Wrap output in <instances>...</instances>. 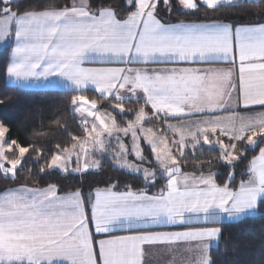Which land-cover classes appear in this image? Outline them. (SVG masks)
Here are the masks:
<instances>
[{"label": "crops", "instance_id": "0c3cea01", "mask_svg": "<svg viewBox=\"0 0 264 264\" xmlns=\"http://www.w3.org/2000/svg\"><path fill=\"white\" fill-rule=\"evenodd\" d=\"M222 3H225L224 0H221ZM168 7L159 5L156 14L169 25L217 20L230 22L210 16L201 19L175 18L169 15ZM175 8L179 12H190L177 5ZM111 9L91 10L85 0H73L68 7L60 9L20 14L10 12L13 30L0 43L1 49L11 42L6 83L33 90H90L118 101L141 99L151 110L144 113L163 119L166 131L167 124L176 128L191 125L198 131V138L205 136L208 141L212 135L227 141V136L221 135L219 127L224 128L229 113H264V92L246 96L254 102V106L240 108V98L238 92L232 90L231 81L208 79L209 70L231 69L233 65L223 63L215 55L204 56L205 62L202 63L199 45L184 46L175 41L145 43L140 39L139 30L133 28L136 38H132V33H126V41L117 46L108 42L102 48L90 46L78 54L68 48L58 49L61 36L70 31L87 33L91 30L92 36L77 41L78 44L90 43L97 30L103 28L104 22L117 18L124 21L128 16L113 15L109 11ZM230 23L233 26H257L264 25V20ZM100 35L103 36L104 32L100 31ZM189 60L192 62L188 63ZM200 73L205 74L203 82L198 79ZM217 83L223 89L222 93L215 86ZM165 85H178L176 94L160 91V87ZM100 109L97 103L96 115ZM96 115L84 120L85 134L77 141L98 134L104 137L101 139L104 140V148L116 158L114 152L119 150V143H129L135 129L130 127L131 123L118 127L114 118ZM213 128H217L215 133ZM118 131H125V134ZM261 148L264 145L250 158L246 177L235 186L219 185L212 172L181 171L163 178L155 189L115 188L118 193L131 191L139 196L138 204L144 205L145 210L159 213L164 226L139 227L143 221L126 219L125 213L129 209L123 203L115 218L101 219L97 214L99 224L102 228L107 227L110 237L129 232H187L190 235L176 244H145L144 264H209V248L219 239V225L253 216L258 202L264 200V154H261ZM95 155L93 153V157ZM105 188H95L86 200L82 196L83 202L79 191L59 193L53 186L34 188L18 185L1 190L0 264H82L83 257L71 240L85 231L83 209L93 204L94 191ZM217 188L236 193L243 191L246 195L225 197L222 203L213 195ZM168 212L185 223L167 225ZM147 220L145 216L144 221ZM92 234L96 240L107 238L103 232L95 233L94 227Z\"/></svg>", "mask_w": 264, "mask_h": 264}, {"label": "trees", "instance_id": "16d2710c", "mask_svg": "<svg viewBox=\"0 0 264 264\" xmlns=\"http://www.w3.org/2000/svg\"><path fill=\"white\" fill-rule=\"evenodd\" d=\"M73 0H11L0 2V16L7 10L17 14L28 11L60 9L68 7ZM89 9L110 7L119 17L128 14L124 0H85ZM172 0L170 16L184 19H201L207 16L245 23L264 20V0H235L219 4L215 9L200 6L195 11L179 12ZM11 42L0 49V123L6 127V137L15 145L26 148L23 163L15 170V176L0 175V191L12 186L24 185L34 188L53 186L59 193L79 191L88 199L91 191L98 187L115 185V188L155 189L163 180L157 177L153 185L145 186L141 175L132 174L114 165L115 157L109 153L96 154L100 165L96 170L82 173H62L51 169V158L72 146L85 134L80 117L73 111V99L80 94L94 99L100 108L112 114L118 127L132 123L138 111L151 110L141 99L121 100L105 98L85 90L73 92L60 89H25L8 85L5 80ZM117 106V107H114ZM142 121L155 131L170 133L162 125L163 119L148 114ZM213 139H210L212 141ZM181 150L173 149L175 165L191 173L212 172L219 185L235 186L247 175V165L258 149L264 145V136L258 138L253 148L244 150L232 163L221 160L214 145L200 141ZM148 156L150 149L143 145ZM231 175V176H230ZM219 239L209 248V264H264V200L257 204L256 214L240 220L219 225Z\"/></svg>", "mask_w": 264, "mask_h": 264}, {"label": "snow or ice", "instance_id": "6c2138e0", "mask_svg": "<svg viewBox=\"0 0 264 264\" xmlns=\"http://www.w3.org/2000/svg\"><path fill=\"white\" fill-rule=\"evenodd\" d=\"M2 2V0H0ZM221 0H176V5L185 11H195L200 6L209 9H215ZM225 3H231V0H224ZM161 0H124V4L128 9V16L124 21L104 22L103 28L98 29L90 43L78 44L77 41L87 39L92 36L91 30L85 33L82 31H70L66 35L61 36L58 43V49H71L75 53H79L84 48L95 47L97 49L106 46L110 42L113 46L124 43L127 39L126 33H132V38L135 39L133 28L139 30V36L142 42H172L177 44L199 45L201 53V62H205L203 57L206 55H215L223 63H231V69H212L207 73L210 81H231L232 90L238 92L240 103L238 107L249 108L254 106V102L245 97L257 92H264V25L257 26H233L230 22L212 21L199 23H178L176 25L166 24L156 14V9L159 7ZM163 3L168 7L169 12L172 11V0H163ZM103 11V10H101ZM115 13L114 9L109 10ZM100 31L104 35H100ZM259 32V35L255 33ZM229 57L231 59H229ZM256 61V63H249ZM184 61L182 60L181 63ZM191 63L192 61H187ZM77 71H80L77 69ZM235 77V79H233ZM204 73H200L198 79L203 82ZM220 88L219 83L215 85ZM179 86L165 85L160 87V91L169 94H176ZM222 93L223 89L220 88ZM239 118L245 120L246 114L242 112L229 113L227 116L228 127L236 122ZM213 133L217 128L212 129ZM221 135L232 139L230 132H224L223 127H219ZM258 135H264V132ZM237 141L244 139V136L236 137ZM207 140V137H205ZM223 144V140L219 141ZM254 144V140L248 141ZM235 144H233V150ZM264 154V148L260 150ZM244 153L242 152L241 155ZM234 158L239 159V156ZM229 162V161H226ZM23 163V157L20 162L13 165L11 160L5 158L3 163H0V175L15 176V170ZM12 168V172L4 171V168ZM154 182V181H153ZM230 181H226L228 183ZM128 189L131 186H127ZM215 197L223 199L225 197H233L246 195L243 191L239 193L217 188L213 194ZM141 198L131 191L118 193L115 190V185H109L105 189H97L94 191V202L91 205L84 207L85 231L79 237L71 240L75 245L77 252L83 257L82 264H144V245H165L176 244L178 241L187 238L190 234L187 232H129L126 235L118 237L108 236L107 227H101L97 214L101 219L115 218L121 203L128 208L125 213V218H135L143 221L139 227L153 228L164 226L160 220L159 213H153L152 210H145V206L138 204ZM83 202V197H80ZM91 211L92 216L89 217ZM147 216L148 220L144 221ZM167 225L184 224L183 219H175L171 212L167 214ZM191 223V221H188ZM94 227L95 233L103 232L107 238L96 240L92 234ZM79 241V242H77ZM98 246V251H97Z\"/></svg>", "mask_w": 264, "mask_h": 264}, {"label": "rangeland", "instance_id": "374dc122", "mask_svg": "<svg viewBox=\"0 0 264 264\" xmlns=\"http://www.w3.org/2000/svg\"><path fill=\"white\" fill-rule=\"evenodd\" d=\"M2 1L9 2L11 0ZM174 1L176 4V0ZM161 4H164L163 0H161ZM10 12L13 11L7 10L0 19V43H2L1 39L9 37L13 30ZM96 106V100L88 99L80 94L73 99L72 104L73 111L80 117L82 123L89 117H95ZM96 116L113 118L110 112L102 109L98 111ZM148 116V114L144 113L143 108L138 111L135 120L130 124V127L135 129V134L131 141L129 143L121 141L119 150L114 152L116 154L114 165L129 173L141 175L144 182L164 176L165 171L175 165L173 149L178 148L181 152L187 142H191L190 146H194L200 141L214 145L220 152L221 160L224 162L229 161L226 163H232L236 160L235 156H240L245 149L253 148L258 138L264 136L258 135L264 132V113H246L247 118L245 120L241 121L237 118L231 127H228L227 120L223 129L224 132H230L232 136V139H227V141L224 138H218L216 135H212L211 139L214 138L212 141L205 140V136L198 138L196 136L198 131L191 125L176 128L174 125L167 124V131H170V136L167 137L165 134L141 124L142 120ZM118 133L124 135L125 131H118ZM109 135L112 136V133ZM242 135L244 139L237 141L236 137ZM103 138L98 134H94L84 140L77 141L72 146L55 154L51 158L48 167L62 173L74 174L87 170H96L100 162L93 157V153H110L104 148V140H101ZM250 139L254 140V144L248 142ZM220 140H223V144L219 142ZM233 144H235L234 150ZM143 145L150 149L148 156L144 153ZM25 152L26 148L17 146L13 141L7 139L6 127L0 123V163H3L5 158H7L15 165L20 162ZM72 162L74 164H71ZM3 170L12 172L13 169L6 167Z\"/></svg>", "mask_w": 264, "mask_h": 264}, {"label": "water", "instance_id": "95a60500", "mask_svg": "<svg viewBox=\"0 0 264 264\" xmlns=\"http://www.w3.org/2000/svg\"><path fill=\"white\" fill-rule=\"evenodd\" d=\"M182 169L179 165H174L173 167L169 168L168 170L165 171V174L163 176L164 179H167L169 178L170 176L174 175V174H178V173H181ZM155 180H151V181H147V182H144V185L145 186H150V185H153Z\"/></svg>", "mask_w": 264, "mask_h": 264}]
</instances>
